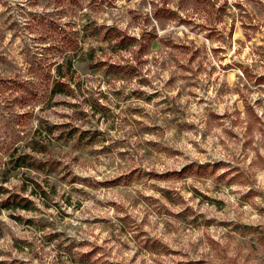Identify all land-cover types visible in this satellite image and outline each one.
<instances>
[{
	"label": "rangeland",
	"instance_id": "obj_1",
	"mask_svg": "<svg viewBox=\"0 0 264 264\" xmlns=\"http://www.w3.org/2000/svg\"><path fill=\"white\" fill-rule=\"evenodd\" d=\"M0 190V264H264V0H0Z\"/></svg>",
	"mask_w": 264,
	"mask_h": 264
},
{
	"label": "trees",
	"instance_id": "obj_2",
	"mask_svg": "<svg viewBox=\"0 0 264 264\" xmlns=\"http://www.w3.org/2000/svg\"><path fill=\"white\" fill-rule=\"evenodd\" d=\"M106 34H108V33H106ZM123 41H124V39H121L119 43H121ZM68 73H70V74L73 73V67H72V63L70 61H66L64 64H59L57 66V68H56L57 77L64 78ZM53 88H54L55 92L58 94L66 93V90H65L66 88H65L64 84L55 83ZM34 143L35 144H33V151L43 152V150L41 149V146H39L37 142H34ZM47 166H48L47 162H45V163L44 162H37V164H36L34 162H30L26 156H22V157L17 158L15 160L14 169L35 167L36 169L44 170V168H46ZM30 184L32 186L31 187L32 188V192H31L32 196L38 197V198L43 199V200L47 199V192H46L44 187H42L37 182H31ZM2 194H4V192L2 190H0V195H2ZM1 207L3 209H6V210L19 209V210L28 211V212L34 211L32 202L29 199L18 198L16 196H9L8 198H6L3 201Z\"/></svg>",
	"mask_w": 264,
	"mask_h": 264
}]
</instances>
